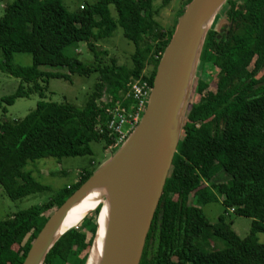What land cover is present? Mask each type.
I'll list each match as a JSON object with an SVG mask.
<instances>
[{"label":"trees","instance_id":"1","mask_svg":"<svg viewBox=\"0 0 264 264\" xmlns=\"http://www.w3.org/2000/svg\"><path fill=\"white\" fill-rule=\"evenodd\" d=\"M190 1L186 0L179 16ZM154 14L152 0H97L74 12H69L62 0H13L6 5L0 17V71L20 84L12 95L0 99V108L33 93L44 98L38 81H71V75L98 73L94 90L82 108L41 99L22 119H0V186L11 201L48 189L23 170L27 163L91 156V142L104 141L106 147L114 143V135L105 126L109 120L106 107L118 104L129 109L133 105L130 98L122 97L127 85L140 78L151 61L159 62L172 36L159 28ZM218 15H224L227 24L220 32L210 28L205 35L182 134L140 264H264V243L257 238L264 235V88H258L264 83V0H227ZM117 26L135 48L131 69L117 64L115 58L109 65L99 60L106 52L96 45L110 38ZM78 43L86 44L96 65H85L64 54L65 48ZM208 53L214 56L209 66L205 64ZM14 54L29 55L31 66L13 64ZM210 66L220 70L224 79L210 100L189 103L192 90L198 95L208 89L201 70ZM156 67L142 77L150 87ZM24 85L33 88L25 89ZM105 93L110 99L100 107L98 101ZM94 171L85 170L78 182L58 190L45 204L1 220L0 264H22L37 237L33 232L40 231L50 218L46 214L55 212ZM219 172L227 176L225 182L215 181ZM219 198L224 213L211 224L201 207ZM230 209L235 216L251 220L244 239L232 230V222L226 221L225 213ZM99 211L95 209L60 236L43 264H85L97 232ZM208 237L222 241L225 248L207 251L203 244Z\"/></svg>","mask_w":264,"mask_h":264},{"label":"water","instance_id":"2","mask_svg":"<svg viewBox=\"0 0 264 264\" xmlns=\"http://www.w3.org/2000/svg\"><path fill=\"white\" fill-rule=\"evenodd\" d=\"M226 1L191 0L185 6L157 64L148 103L138 125L111 159L50 216L22 264H43L55 241L78 226L51 241L68 209L100 179L109 181L113 199L104 264H140L176 152L204 38Z\"/></svg>","mask_w":264,"mask_h":264},{"label":"rangeland","instance_id":"3","mask_svg":"<svg viewBox=\"0 0 264 264\" xmlns=\"http://www.w3.org/2000/svg\"><path fill=\"white\" fill-rule=\"evenodd\" d=\"M13 0H0V17L3 14V10L7 4L11 3ZM97 0H62L64 7L69 12H74L77 9H81V6L86 4H93ZM186 0H152V9L154 11L153 19L158 24L159 28L165 32H174L175 21L180 17L178 14L182 10ZM111 17L116 20V12L113 7H110ZM185 9V8H184ZM239 9L242 10V6L239 4ZM226 17L215 16L210 24V28L216 29L220 32L222 27L227 24ZM97 49L106 52V55L100 56L99 60L102 65H109L111 63V58H115L117 64L125 65L128 69L132 68L131 56L134 54L135 48L129 43L122 35V30L119 26L113 31V35L99 42L96 45ZM64 54L70 57H74L79 61L83 62L85 65H96L97 62L86 47L85 43H78L68 46L64 49ZM2 58V52L0 50V59ZM199 59V58H198ZM214 60V56L210 53L207 54L205 59L207 66L210 65ZM198 61V60H197ZM13 64L20 65L23 67L31 66V57L27 54H14ZM157 61H151L148 66L143 70L141 77L135 80L144 81L142 79L146 72L151 69V67L156 66ZM45 72H60L67 73L63 70H56L51 68H41ZM200 75V73H199ZM225 75L218 70L210 66L208 69L203 68L201 70V79L208 84V89H206L202 94H195L192 90L189 103H197L200 98L206 101L210 100L214 93L216 86L222 82ZM131 80L130 83L132 81ZM98 81V73H91L89 76H78L71 75V81H65L62 79H49L47 83L38 81V84L43 89L44 98H41L38 93H33L28 98L16 99L12 106L3 105L0 108V119L2 121L19 120L24 118L29 112L35 109L36 104L41 99L46 102H54L58 104L68 103L74 105L78 108H82L89 95L94 90V86ZM20 81L14 77L9 76L6 73L0 71V99L12 95L18 88ZM24 88H33L32 85H24ZM264 88L261 87L259 89ZM127 89L129 86L127 85ZM127 91L122 97L128 99ZM110 97L105 93L104 96L98 101L99 106L102 107L106 105ZM189 104V108H190ZM5 109V110H4ZM106 109H110L106 107ZM105 109V110H106ZM129 108L128 110H130ZM143 115V114H142ZM142 117V116H141ZM185 120V119H184ZM185 121H183L184 123ZM182 123V126H183ZM108 125L106 122L105 126ZM97 125V130H101ZM107 129V128H106ZM127 129L124 128V131ZM131 134V133H130ZM182 134V128L180 135ZM90 148L92 150L91 156L86 157H75V158H63L61 160H56L52 158L39 159L34 162H29L23 169L25 172L31 174L35 181L43 186L48 187L46 191L30 195L24 199L18 201H11L4 193L0 186V221L6 219L7 217L13 215L16 212L28 209L32 206H40L48 202L54 194L63 187H70L80 179L81 174L85 170H97L102 165L111 159L114 155L115 150L111 147H106L105 142H91ZM118 150V149H117ZM116 150V151H117ZM227 176L219 172L215 176L216 182H225ZM192 194L190 195V204L192 201ZM222 198L218 199L216 203H210L201 207L204 214L207 216L211 224H216L218 217L224 213V208L221 204ZM54 211L48 212L46 215H52ZM92 212L88 215L90 216ZM87 216V217H88ZM226 221L232 222V230L237 234L238 237L244 239L249 234L251 220L248 218L237 217L233 214V210L230 209L225 213ZM96 222V220H95ZM83 224V223H82ZM40 231L33 232V234L38 235ZM90 233V231L88 232ZM91 234V233H90ZM88 234V238L90 237ZM259 242L264 243V235L259 234L257 236ZM56 241L52 248L57 245ZM203 247L207 251L221 250L225 248V244L222 241L216 240L213 237H208L203 244ZM60 246L57 247V250Z\"/></svg>","mask_w":264,"mask_h":264},{"label":"bare ground","instance_id":"4","mask_svg":"<svg viewBox=\"0 0 264 264\" xmlns=\"http://www.w3.org/2000/svg\"><path fill=\"white\" fill-rule=\"evenodd\" d=\"M110 188L107 179H100L91 184L68 209L64 220L51 237V241H55L61 233L77 226L91 212L100 208L97 218V232L86 264H104L105 262L113 214V199Z\"/></svg>","mask_w":264,"mask_h":264},{"label":"built area","instance_id":"5","mask_svg":"<svg viewBox=\"0 0 264 264\" xmlns=\"http://www.w3.org/2000/svg\"><path fill=\"white\" fill-rule=\"evenodd\" d=\"M128 86V97L133 101L131 109L118 104L112 109H106L109 116L106 128L115 137L114 143L110 145L112 150L119 148L136 128L148 103L151 87L147 81L135 80ZM124 128L127 130L124 131Z\"/></svg>","mask_w":264,"mask_h":264},{"label":"flooded vegetation","instance_id":"6","mask_svg":"<svg viewBox=\"0 0 264 264\" xmlns=\"http://www.w3.org/2000/svg\"><path fill=\"white\" fill-rule=\"evenodd\" d=\"M263 86H264V83H263V85H262V84H259V85H258V88L263 87Z\"/></svg>","mask_w":264,"mask_h":264}]
</instances>
